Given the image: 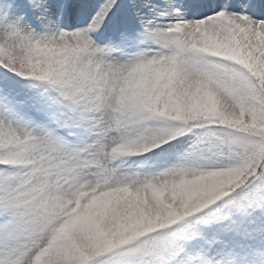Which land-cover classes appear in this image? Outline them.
I'll return each instance as SVG.
<instances>
[{
	"label": "snow or ice",
	"instance_id": "snow-or-ice-1",
	"mask_svg": "<svg viewBox=\"0 0 264 264\" xmlns=\"http://www.w3.org/2000/svg\"><path fill=\"white\" fill-rule=\"evenodd\" d=\"M0 264H264V0H0Z\"/></svg>",
	"mask_w": 264,
	"mask_h": 264
}]
</instances>
